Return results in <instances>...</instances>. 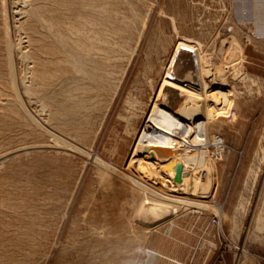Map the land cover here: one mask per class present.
I'll use <instances>...</instances> for the list:
<instances>
[{"label":"rangeland","instance_id":"rangeland-1","mask_svg":"<svg viewBox=\"0 0 264 264\" xmlns=\"http://www.w3.org/2000/svg\"><path fill=\"white\" fill-rule=\"evenodd\" d=\"M183 42L177 182L140 140ZM0 264H264V0H0Z\"/></svg>","mask_w":264,"mask_h":264},{"label":"bare ground","instance_id":"bare-ground-1","mask_svg":"<svg viewBox=\"0 0 264 264\" xmlns=\"http://www.w3.org/2000/svg\"><path fill=\"white\" fill-rule=\"evenodd\" d=\"M195 48H196V43L195 45H190L183 42L179 45L176 54L173 58V61L171 62V68L173 67L172 68L173 77H171V75H168L165 80L166 83L171 84V87L179 88L181 91V95H187V99H186L187 102L185 103V105L182 106V109L178 113L172 110L171 106H169L167 103L155 104V107L152 110V113L149 117V120L147 122V125L144 129V132L140 140V143L144 144V142H146L147 144L150 145V147L152 148L151 149L152 153L150 154L157 156L158 161L160 163L166 160V163L160 165L161 167H163V172L165 173L168 172L171 176V179L174 180L176 176L177 166L179 164H182L184 167L182 174L183 179L185 180V178L189 176L188 175L189 168L187 167V163L189 162L191 156L184 154L185 157H183L180 161L177 160L181 156H178V159L174 160L175 153L179 150V148H185L188 150L196 149L199 151L206 150V146L205 144H203L201 139V132L198 128L196 129L195 127L196 120H194L193 118L190 119L191 121L193 120L191 123H189L190 120L189 121L186 120V117L188 116L187 114H189L190 111H196V109L198 108L197 107L198 99H201L198 92L199 90L204 91L203 84H205L203 82V78L200 76V70L197 68V65L194 63L196 61L198 62L202 61V57L200 53ZM181 49H186L188 51V52H182V54L188 55V63L193 66L194 70L186 73L184 77L180 76L179 78L176 76L175 72H177L176 70L181 71L183 67L180 65L176 66L175 59ZM189 51L192 52L191 55H189L190 54ZM189 59L191 60L190 62ZM223 95L224 96L222 97V101H220L221 102L220 105L222 107L225 105L227 106V109H229V106L232 103L230 99L231 95L230 96L228 94H223ZM221 106L219 107L215 106L211 110L214 111L215 114L222 113L223 111L222 108H220ZM184 114H186V116H184ZM47 128L48 127H46V129ZM214 145L222 149V145L220 142H217ZM177 187L182 188L181 185L180 186L178 185ZM200 191L203 192L202 190ZM177 202L179 203L180 201Z\"/></svg>","mask_w":264,"mask_h":264},{"label":"water","instance_id":"water-1","mask_svg":"<svg viewBox=\"0 0 264 264\" xmlns=\"http://www.w3.org/2000/svg\"><path fill=\"white\" fill-rule=\"evenodd\" d=\"M182 174H183V165L179 164L176 170L175 181L181 182L183 180Z\"/></svg>","mask_w":264,"mask_h":264}]
</instances>
